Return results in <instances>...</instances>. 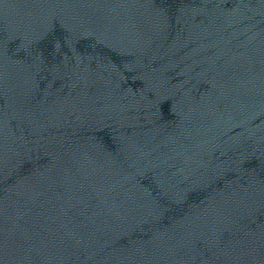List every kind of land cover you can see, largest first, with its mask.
<instances>
[{
    "label": "water",
    "instance_id": "water-1",
    "mask_svg": "<svg viewBox=\"0 0 264 264\" xmlns=\"http://www.w3.org/2000/svg\"><path fill=\"white\" fill-rule=\"evenodd\" d=\"M0 264H264V0H0Z\"/></svg>",
    "mask_w": 264,
    "mask_h": 264
}]
</instances>
